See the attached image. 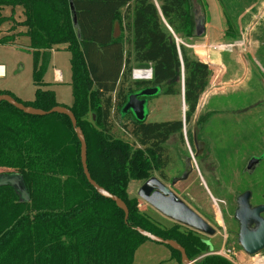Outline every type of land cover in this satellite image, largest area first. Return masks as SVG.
Segmentation results:
<instances>
[{
  "label": "trees",
  "instance_id": "16d2710c",
  "mask_svg": "<svg viewBox=\"0 0 264 264\" xmlns=\"http://www.w3.org/2000/svg\"><path fill=\"white\" fill-rule=\"evenodd\" d=\"M17 5L25 8L21 23L29 27L33 53L69 44L74 96L69 108L86 136L90 173L126 202L129 217L88 181L81 142L68 115H32L3 100L0 165L11 170L0 172V264H133L137 246L148 240L136 227L178 241L192 260L208 252L209 245L195 231L161 226L129 192L132 180L148 179L154 170L167 178L165 143L175 133L183 137V120L149 122L133 114L134 142L115 136L111 120L114 110L123 113L135 92L118 87L133 61L153 69L151 80L135 83L166 84L168 95L181 93L176 86L183 77L185 118L192 120L212 69L178 42L197 35L194 0H0V22L3 7ZM124 19L132 34L131 51L122 35ZM34 76L39 85L35 100L24 101L7 90L0 94L44 110L63 105L53 90L41 87L42 70L36 67ZM169 247L171 257L183 264L181 252ZM199 263L234 264L220 255H207Z\"/></svg>",
  "mask_w": 264,
  "mask_h": 264
},
{
  "label": "rangeland",
  "instance_id": "374dc122",
  "mask_svg": "<svg viewBox=\"0 0 264 264\" xmlns=\"http://www.w3.org/2000/svg\"><path fill=\"white\" fill-rule=\"evenodd\" d=\"M250 1L252 0H248V2ZM221 3L224 15H228L229 24L226 27L223 38H218L219 40L210 43L202 42L208 36V24L211 21L210 3L208 4L207 0H194L200 33H196L195 37L189 39H178V42L186 44L191 56L209 61L210 59L205 55L209 44L238 42V45L231 49L232 51L216 50L217 53L226 55L223 59L225 64L223 70L227 72V77L231 75L233 78L229 77L223 81H214L213 87H211L213 92L211 93L209 89L212 86L211 82L222 71L220 68L222 64L221 66L217 65V63L213 65L210 61L209 64L212 69L210 84L203 96V102L205 103L200 108V113H197V110L190 122L185 118L187 105L184 109L183 77L176 86L179 91L182 90L181 93L175 95L165 94L163 90L167 85L162 84L156 94L148 96L149 101L145 105V114L146 121L149 122L183 120V137L180 136V133H175L166 144L167 152H169L168 154L172 161L171 165L164 168V172L169 178L182 173V171L185 172L183 159L191 156V151L195 153L194 143L197 141L198 135L201 134L203 136L207 142L205 150L207 153L204 152L203 157L199 155L196 157L199 166L194 168L196 182L190 191V195L206 207V212L209 215L215 214V210L210 204H212V196L216 197L215 201L219 203V208L218 206L217 208L220 209L223 217L231 227L229 218L235 216L236 210H238L237 208L240 205L241 196L254 188V185L260 183V180L264 179L263 166L253 174H250L247 169L249 159L254 153L255 155L258 154L260 147L264 144V14L261 15V20L257 21L256 29V33L261 35L259 39L262 41L260 43L254 39L250 43L249 39L247 40V35L244 38L246 41H243L241 33L242 30L245 32L248 30L237 26V17L243 11L241 9L247 1L221 0ZM17 10L13 12L11 7L7 6L1 12L0 64H6L8 74L7 78H3L6 75L0 77V90L10 91L14 96L24 101L35 100L39 85L34 73L35 68L38 67L42 70L41 81L44 83L41 87L53 90L56 98L64 106H71L74 96L72 52L67 48L69 44L67 42L53 44L51 48L46 47L50 48L46 52L41 50L36 54L33 53L35 47L30 43V38L27 34L29 27L20 23L24 18L26 19V15ZM121 11V16H123L125 8ZM124 24L126 25V30L122 32V35H124L125 48L131 51L129 40H131L132 34L129 31L126 19H124ZM12 25H14L16 40L1 41L9 36L7 35L8 33L15 36L13 31L8 32ZM227 32H231L232 35H226ZM117 35H121L119 23L117 24ZM203 43L205 44L202 46ZM196 51L200 52V57ZM254 56L256 58H253ZM238 58L242 59H239L240 61L236 63L235 60H238ZM131 66V73L122 77L118 87L139 91L143 87L145 88L146 85L135 83L141 80L134 79L132 71L138 68L150 69L152 64L140 65L137 61H133ZM246 67L255 70L256 74L251 69V73L248 76H242ZM57 69H60L63 74L62 81L55 79ZM236 77H240V80L244 83L242 82L241 85L235 86ZM243 77L244 80H242ZM217 82H219L220 86L216 85L218 84ZM237 84L240 83L237 82ZM209 91L210 93H208ZM133 117L132 112H127L123 116L114 110L111 117L112 133L129 142H134V138L130 134ZM88 119L94 121L91 113L88 114ZM201 123H204L202 127ZM137 145L140 146L139 144ZM10 170L11 167L0 165V172ZM185 173L189 175L188 172ZM137 183V180L130 182L129 192L132 196H136ZM158 218L164 224H172V221L162 217L160 214ZM161 226L165 227L163 224ZM251 226H254V224L251 223ZM236 237L237 233H235V236L231 235L227 245V248L234 245L235 250L230 253L232 259H236L234 257L235 252L237 253V259L243 256V264H253L258 261V258L264 257V249L258 253L247 255L246 251L235 241ZM171 254L172 252L168 245L150 239L144 240L135 250L133 264H181L177 259L172 258ZM244 254L248 257H245Z\"/></svg>",
  "mask_w": 264,
  "mask_h": 264
},
{
  "label": "crops",
  "instance_id": "0c3cea01",
  "mask_svg": "<svg viewBox=\"0 0 264 264\" xmlns=\"http://www.w3.org/2000/svg\"><path fill=\"white\" fill-rule=\"evenodd\" d=\"M247 3L244 5V7L241 9L243 10L237 17V26L241 27V28H246L248 31H241L242 33V39L243 41H246L244 38L245 35H247V40L252 43V41L255 39L256 42H260L262 40L259 39V37L261 36L260 34L256 33V29H257V21L261 20V15L264 14V0H252L250 2H248V0H246ZM208 4H209V9H210V16H211V21L208 24L209 30L207 32L208 36L206 37L205 40H203L202 42H215L217 40H219L220 38L224 37L225 31H226V27L229 26L228 24V15H224V11H223V7H222V3L221 0H207ZM261 5V7H260ZM7 6H4L2 9V12L4 11V9ZM9 7V6H8ZM11 9L13 10H17V9H21V10H17V11H21V13H25V8L23 5H17L16 7L14 6H10ZM25 20V18L21 21L23 22ZM20 22V23H21ZM26 26V25H25ZM206 26V25H205ZM16 27V25H15ZM28 28V27H27ZM14 33L15 36L10 35V33H8L7 35L11 36V37H6L4 40L2 39L1 41L3 42H8L11 40H16V33H15V29H14V25L11 26V29L8 32H12ZM4 35V36H7ZM14 38V39H13ZM30 38V36H29ZM219 38V39H218ZM13 41V42H14ZM264 42V41H263ZM30 43H31V39H30ZM205 43L202 44V46ZM200 46V47H202ZM51 48V47H50ZM50 48H44L42 49V51H48ZM54 48V47H53ZM259 51V50H257ZM208 50H206L205 55L207 54ZM256 52V51H255ZM196 53L200 55V52L196 51ZM215 51H210V55H209V59L211 61V64L213 63V65H217L219 64L222 71H220L219 75L215 76V78L212 80V86H210V90L212 89L211 87H213L214 81H223L224 79H227L229 77L233 78L231 75L229 77H227L226 75V71H224V67L225 64L223 62L224 57L226 56L225 54L222 55L221 53H215ZM218 54V55H217ZM264 56V55H263ZM206 57V56H205ZM253 58H256L255 56ZM201 60H203L202 58H200ZM239 59L242 58H238V60H235L236 63H238V61H240ZM204 62L210 63L209 60H203ZM220 61V62H219ZM244 63V62H241ZM5 66V75H2L0 77L3 78H7V66L6 64H1ZM251 69L250 67H246L244 73L242 74V76L246 77L249 75V73H251ZM252 72L254 74H256V71L252 69ZM244 77L242 80H244ZM230 78V79H231ZM56 80L58 81H62L63 80V74L60 71V69L56 70ZM237 82L240 84H237V82H234L235 86H239L241 85V83L243 81L240 80V77H236ZM241 81V82H240ZM218 84H216L217 86L219 85V82H217ZM244 83V82H243ZM233 85V84H232ZM207 92V91H206ZM213 91L211 90V93ZM210 93V91L208 92ZM205 95V92L203 93V95L200 98L199 101V105H198V112L200 113V108L203 107L204 103L203 102V96ZM59 101V100H58ZM60 102V101H59ZM184 103V109H185V105L186 102L183 100ZM151 177H155V179L153 180V183H151L152 185V189L150 192H148V190H143V192L140 194L139 193V189L141 187H143L146 183V181L148 179L142 180V181H138V183L136 184V197L139 200V206L142 212L146 213L153 221H155L158 224H163L165 227H171L173 225H180L183 229H192L194 230L198 235L202 236L203 238L207 239L212 247H219V246H223L226 241H227V234H226V223L224 221V217L220 211V209L217 208L214 199L216 197L212 196V200L215 204H212V208H214V213L213 215H209L206 212V207H204L201 202H199L195 197H193L192 195H190V191L188 190V185H190L189 183H186L185 181H181V182H175V184H177V188H172L170 187V185L165 182L162 178L158 177L157 175L152 174ZM187 188V189H186ZM164 189H170L172 194L169 192H166ZM187 192V193H186ZM186 194V196H185ZM171 195H173V197H177L179 203H177V205L181 208L185 207V208H190L196 215H198L200 218H202V220H204V223L206 225L205 230H200V229H196L193 228L187 224H185L183 221L181 220H177L169 215H167L163 209H168L173 207L176 202L173 200L172 198V202H171ZM146 197L151 198V200L153 202H150L146 199ZM193 197V198H192ZM148 205V206H147ZM144 207V208H143ZM158 213V214H156ZM162 215V217L172 221L171 225L168 224H164L162 223V221L159 220L158 215ZM245 257H248L247 255H249L247 253L244 254ZM252 257V256H251ZM243 258V256H242ZM242 258H238L239 259V264H243V259ZM258 261H260V264H264V257L258 258Z\"/></svg>",
  "mask_w": 264,
  "mask_h": 264
},
{
  "label": "water",
  "instance_id": "95a60500",
  "mask_svg": "<svg viewBox=\"0 0 264 264\" xmlns=\"http://www.w3.org/2000/svg\"><path fill=\"white\" fill-rule=\"evenodd\" d=\"M71 8L74 10V4L71 2ZM74 20L76 23V17L74 16ZM197 33H200L199 31V26L197 27ZM161 85L157 86H149L140 89L139 91H135L131 93L128 97V102L123 108V113L122 115L124 116L127 112L132 111V113L140 120L146 119V114H145V105L149 101L148 96L154 95L157 93L158 88ZM143 97V98H142ZM7 101L16 108L24 111L25 113L32 114V115H48L51 113H61V114H66L70 117L72 121V125L74 127V130L81 142V160L84 168V172L87 176L88 181L90 182L91 185L97 190L99 194L106 198H110L116 202V204L122 208L125 211V219L127 220L129 217V207L126 204V202L120 198L118 195L110 192L107 190L105 187L101 186L95 179H93L89 167H88V153H87V141H86V136L80 126H78L77 123V118L72 111L71 108L64 106V105H57L51 108L50 110H44L41 108L34 107L32 105H25L23 102L18 101L14 96L10 94H0V102L1 101ZM183 100L185 101L184 98V81H183ZM187 177L186 173L182 175L180 178H175L174 183L177 182L178 180H183ZM155 177H150L145 185L139 189V193L141 194L143 190H148V192L151 191L153 180ZM166 192H169L172 194L170 189H164ZM171 202L172 198L176 202V205L173 204L174 206L168 209H163V211L177 219L183 221L185 224L196 228L200 230H205L206 225L204 223V220L200 218L198 215H196L190 208H181L177 205L179 203L177 197H173L171 195ZM249 197H250V192L244 193L242 199H241V208L238 211V216L242 219V228L240 232V237L239 241L241 246L244 248V250L248 254H255L258 253L259 251L264 249V217L260 215L261 212L264 211V205L257 206L255 208H251L249 204ZM146 199L150 202H153L151 198L146 197ZM250 221H257L258 226L255 229L249 228V222ZM140 234L143 236L147 237L150 240L163 243L166 245L171 246L172 248L179 250L182 255V263L183 264H198L195 260H192L188 257V254L186 252V249L176 240L174 239H166L163 238L159 235H156L149 230H146L142 227H136L135 228Z\"/></svg>",
  "mask_w": 264,
  "mask_h": 264
},
{
  "label": "flooded vegetation",
  "instance_id": "af4514ba",
  "mask_svg": "<svg viewBox=\"0 0 264 264\" xmlns=\"http://www.w3.org/2000/svg\"><path fill=\"white\" fill-rule=\"evenodd\" d=\"M185 107H186V105H185ZM203 124L204 123H201V127L203 126ZM201 127H200V133H201ZM171 137L169 138V140L171 139ZM168 141L165 143V146L168 143ZM198 143H200V144L198 145ZM194 144H195V153L193 151H191V156L186 157V158L183 159L184 164H185V167H184L185 168V172H188L189 175H187V177L185 179L178 180L177 181V183L178 182H181V181H185L186 183H189L190 185H188V190H192V187L194 186V183L196 182V177H194V174H195L194 173L195 172L194 171V168H196L197 166H199L196 157L198 155L203 157L204 154H205L204 152L207 153V151H205L206 148H207V142L203 138V136H201V134L198 135V139H197V141ZM171 162L172 161H171V158H170V155H169L168 156V163H167L166 167H168L169 165H171ZM263 163H264V144L260 147V150H259L258 154L255 155V153H254V155L249 159L248 164H247V169L249 170L250 174H253L254 172H256L262 166L264 168ZM185 172L182 171V173L178 174L179 176L176 175V176H172L170 178L167 175H166L167 178H164L160 174V171L159 170H154L153 174L154 175H157L160 178H162L165 182H167L170 185V187L176 189L177 188V184L174 183L175 178H180L182 175H184ZM260 181H261L260 183H258L257 185H254V188H252L251 190L247 191V192H250L249 204H250V207L251 208H255L257 206L264 205V179L263 180H260ZM243 195L240 198V205L237 208L238 210H236L235 216L234 217L231 216V218H229L230 219L229 223L231 224V227H230V225L227 223V221L224 218V221L226 223L227 241H226V243L223 246H219V247H215L214 248V247H212L211 243L207 239H205V238H203L202 236L199 235L202 239H204V241H206V243L209 245L210 249L205 254H203V255L199 256L198 258L194 259L198 264H200L199 262L201 261V259H203L207 255H220V256H224L227 259H229L230 261H232L234 264H239V259H237V253L236 252L234 253V257H236V259L234 260V259L231 258V254L230 253H227L226 250L230 248L231 249V253H232V251L235 250L234 245H232L231 247L227 248L228 247L227 245L229 243V241H228L229 240V237L231 235L232 236H235V233H237V237L235 238L236 239L235 241L237 242V244L241 248H243L241 246L240 242H239V239H238V236L240 237V232H241V228H242V224L243 223H242V219L237 215L239 209L241 208V199H242ZM185 196H186V194H185ZM211 202H212V204H214V202H217V205L216 206H218V208H219L218 201H215V199H214V202H213V200H211ZM221 202H223V201H221ZM212 204H210V205H212ZM215 204H214V206H215ZM260 215L262 217H264V211L261 212ZM251 223L254 224V226H251ZM248 226L251 229H255L258 226V222L257 221H250ZM190 230H192V229H190ZM230 245H231V243H230ZM223 248L225 249V251H223V253H219V254L214 253L215 251L220 250V249H223ZM253 264H260V261L254 262Z\"/></svg>",
  "mask_w": 264,
  "mask_h": 264
},
{
  "label": "built area",
  "instance_id": "2783aa9c",
  "mask_svg": "<svg viewBox=\"0 0 264 264\" xmlns=\"http://www.w3.org/2000/svg\"><path fill=\"white\" fill-rule=\"evenodd\" d=\"M236 45H238V42L237 43H211L209 44L208 46V52H207V57H209L210 55V51H232L231 49L233 47H235ZM2 75H5V66L4 65H1L0 64V76ZM132 76L134 79H138V80H151L153 78V69L150 68V69H141V68H138V69H133L132 71ZM216 205H217V202H215ZM223 251H225V249H220V250H217L215 251L214 253H223ZM227 253H231V249H227L226 250Z\"/></svg>",
  "mask_w": 264,
  "mask_h": 264
}]
</instances>
